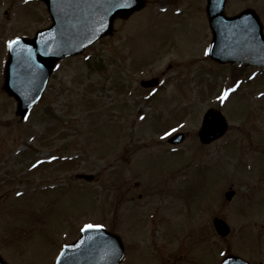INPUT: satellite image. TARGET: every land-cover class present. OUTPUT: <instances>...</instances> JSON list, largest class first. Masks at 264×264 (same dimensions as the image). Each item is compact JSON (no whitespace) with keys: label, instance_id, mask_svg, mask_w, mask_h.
<instances>
[{"label":"rangeland","instance_id":"rangeland-1","mask_svg":"<svg viewBox=\"0 0 264 264\" xmlns=\"http://www.w3.org/2000/svg\"><path fill=\"white\" fill-rule=\"evenodd\" d=\"M227 1L226 12L255 7L264 24V0ZM205 3L146 0L138 11L117 19L109 37L81 55L58 61L42 98L21 120L15 100L1 86L7 42L32 36L50 20L38 0H0V244L5 242L6 260L50 264L57 239L60 245L73 239L78 233L73 230L88 223L124 231L129 222L134 237L141 229L138 237L146 248L149 236L154 240L156 234L161 243L162 227L158 232L152 224L146 227L149 214L156 211L153 204L167 200L160 194L168 197L166 206L173 212L169 227L175 233L164 252L177 249L180 239L188 246V234L199 240L205 228L210 230L206 213L220 202L228 177L243 169V149L252 150L253 167L255 158L264 156L251 145L256 136L264 137V125L254 123L253 117L264 101H253L255 91L264 89V75L251 72L250 81L248 68L208 58L211 34ZM151 77H157L160 86L150 90L140 85L141 79ZM209 108L221 109L228 120L225 136L231 148L222 144L226 137L208 146L198 141L197 129ZM255 124L262 131L256 133ZM172 129L186 133L175 148L164 135L175 132ZM235 145L239 154L232 150ZM81 172L93 173L95 179L75 178ZM115 185L127 186L133 199L116 196ZM146 185L151 196L158 197L154 201L146 196ZM18 190L22 194L17 195ZM119 211L127 215L126 222L125 215L118 221ZM236 232L239 227L223 244L235 241ZM262 251L257 247L253 264L264 262ZM216 255L215 248L205 244L196 264H215ZM141 262L145 261L135 255L125 264Z\"/></svg>","mask_w":264,"mask_h":264},{"label":"water","instance_id":"water-1","mask_svg":"<svg viewBox=\"0 0 264 264\" xmlns=\"http://www.w3.org/2000/svg\"><path fill=\"white\" fill-rule=\"evenodd\" d=\"M52 23L38 30L32 38H15L8 49L4 90L16 99L17 113L23 115L41 96L55 61L76 55L87 45L112 31L117 17H127L144 6L145 0H43ZM206 12L213 33L208 55L218 62H238L264 66L262 23L251 9L232 17L224 12L225 0H207ZM155 83L144 82V85ZM200 139L208 143L225 130L219 112L208 111L203 117ZM182 135L169 140L179 142ZM77 177L91 180V175ZM231 196V192L226 194ZM220 233L225 225L215 221ZM81 237L65 245L55 264H118L123 255L120 243L100 228H84ZM96 232L104 234L102 241ZM102 235V234H101ZM0 264L5 262L0 257Z\"/></svg>","mask_w":264,"mask_h":264},{"label":"flooded vegetation","instance_id":"flooded-vegetation-1","mask_svg":"<svg viewBox=\"0 0 264 264\" xmlns=\"http://www.w3.org/2000/svg\"><path fill=\"white\" fill-rule=\"evenodd\" d=\"M264 120V119H263ZM258 122V121H257ZM256 129L257 133L262 131V127L257 126ZM257 140L255 141V149L257 152L262 154L264 153V137L260 134L256 136ZM258 159L257 166L255 168H248L249 172H245L243 169L240 174L231 176V180L229 181L230 184H234L236 186H245L247 187V194L240 193L234 191V195L230 201L221 202V204L214 205L211 210H208L207 215H209L208 223L212 222L213 218L220 217L223 218L228 224L234 225L237 228L239 227L240 232L239 234L236 233L235 235V242L237 245L236 250L243 253L240 255H245V257L249 260L250 264H253L252 261V254L255 250V240L256 237L253 236V229L254 223L253 219V212L259 211L256 207H260L261 212L264 216V156L259 155L256 157ZM251 169V170H250ZM202 207V206H200ZM221 207V208H220ZM198 218L201 219L202 215H200V209L198 210ZM172 217L167 216V214H159L152 216V228H157L158 226L166 227V224L169 223ZM201 224L202 222L199 221ZM236 228V231H237ZM261 230L257 232L258 235H262L260 238L264 239V224L260 226ZM212 232L211 230H207L205 228V236L198 239L189 238L190 234L186 235L187 238V245L185 246L183 242L181 244V240L177 246V249H174L172 252H164V246H169L171 239L167 238L160 242H157L158 239L156 235L154 236V240L148 237V244H147V252H150L152 256V260L155 261L154 264H164V261H170L177 259L179 260L180 264H186V262L192 264L197 263L198 259L200 258L199 255H202L205 251V244H206V233ZM166 235V232L163 234ZM162 235V236H163ZM231 234L228 236H223L219 239L218 249L226 248H233L234 245L232 243H226L222 240H227V237H230ZM121 234V238H122ZM124 240V237L122 238ZM125 242V240H124ZM188 247V248H185ZM153 249H157L158 252H155ZM181 249L187 251V254L184 256L181 252ZM161 253V256L159 255ZM178 255V256H177ZM185 258V260L183 259ZM186 261V262H184Z\"/></svg>","mask_w":264,"mask_h":264},{"label":"snow or ice","instance_id":"snow-or-ice-1","mask_svg":"<svg viewBox=\"0 0 264 264\" xmlns=\"http://www.w3.org/2000/svg\"><path fill=\"white\" fill-rule=\"evenodd\" d=\"M13 43H15V41H10L9 42V47H11ZM224 96H227V92L224 93ZM221 99H223V97H221ZM172 131H175V129H172ZM164 135L168 136V135H170V133L169 132H165ZM18 195H19V193H18ZM92 227L99 228V227H102V226L101 225H86L85 226V228H92Z\"/></svg>","mask_w":264,"mask_h":264}]
</instances>
